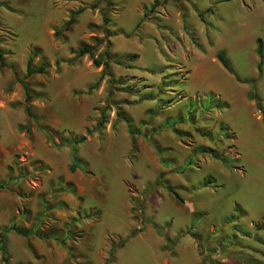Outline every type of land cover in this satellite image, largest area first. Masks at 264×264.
Listing matches in <instances>:
<instances>
[{
	"label": "rangeland",
	"instance_id": "rangeland-1",
	"mask_svg": "<svg viewBox=\"0 0 264 264\" xmlns=\"http://www.w3.org/2000/svg\"><path fill=\"white\" fill-rule=\"evenodd\" d=\"M110 2L107 39L105 0H0V50L7 64L0 71V184L7 182L0 190V233L8 263L263 264L264 165L254 163L256 153L246 147L238 160L224 149L226 164L204 152V146L229 144V127L235 134L250 130L244 109L223 110L202 80L206 70H223L214 57L223 51L234 75L256 82V112L257 105L264 110V59L258 74L256 55L257 39L264 55V2ZM81 7L66 40L54 38L68 13ZM94 39L100 41L95 58L105 51L113 56L107 71L93 67L87 55L76 58ZM35 49L33 67L45 63L48 70L25 81L33 96L28 114L18 80ZM132 55L138 59L131 61ZM118 79L136 93L116 91L109 82ZM118 107L141 133L134 153ZM102 115L107 123L99 129ZM89 130L72 161L64 143ZM161 170L171 174L158 180ZM166 185L186 205L169 196ZM139 208L142 215L132 212ZM12 225L23 234L9 230ZM138 227L142 232L130 237ZM53 232L58 241L49 237Z\"/></svg>",
	"mask_w": 264,
	"mask_h": 264
},
{
	"label": "trees",
	"instance_id": "trees-1",
	"mask_svg": "<svg viewBox=\"0 0 264 264\" xmlns=\"http://www.w3.org/2000/svg\"><path fill=\"white\" fill-rule=\"evenodd\" d=\"M264 2V0H262ZM105 7L108 8V10H105L102 12V21H103V25L106 26L104 29V35L107 37V39H110L112 35H110L109 33V28L111 26V21L109 20V11L110 8L112 6V3L110 2V0H105ZM98 6V4L94 5L93 8H96ZM158 2L155 1L153 3V8L158 7ZM151 7L150 11H153L154 9ZM85 11L84 7H81L80 9H77L75 11H70L68 13V17L67 20L65 21V23L63 24L62 28L60 30H54L53 32V37L54 38H58L59 36H61V38L63 40H66V35H68V33H70L74 27V25L77 22V17L82 14ZM145 16V15H144ZM199 17H201V15H199ZM100 46V41L94 39V44L92 46H88V45H82L77 53H76V58H81L83 56H89L92 58V65L95 68H100L103 67V71H107L109 69V62L112 60L113 56L108 52L105 51L103 54V57L105 58V60L103 59V57L99 56L97 58H95V53L97 52L98 47ZM110 43L108 45V47H110ZM40 53V50L35 49L31 56L28 58L27 60V64H26V71H25V75H24V80H18L23 91H24V103L27 105L26 107V112L29 114L30 113V107H29V103L31 102L33 96H32V92L31 89L29 88L28 84L25 82L27 79H29L31 76L34 75H46L47 74V70H48V66L45 63H40L39 66L37 67H33V60L34 58H37L38 55ZM256 55L258 56L259 62L257 64V70H258V74L261 73L262 71V66H263V59H264V55H263V43L261 39H257L256 40ZM131 61L138 59V55H132L129 58ZM216 59L218 60V62L222 65V67L230 74H233V70L231 69L230 63L228 61V59L226 58L225 54L223 52H220L216 55ZM57 65H59L58 63H56ZM117 65H120L119 61H116ZM7 67L6 64V60H5V54L3 51L0 50V71L5 69ZM128 68V67H127ZM109 76V75H108ZM111 77V76H109ZM239 81V79H238ZM244 84H249L251 86V91L249 93V99L252 101H255L257 104L259 103V99L256 93V82L255 81H246V82H242ZM110 85H117L118 87L116 88V91L118 92H122L128 95H133L135 94V87H128L125 83V81L123 79H118L116 81V83H114L112 80L109 82ZM94 88V87H92ZM260 115H261V120L262 123L264 125V111L261 109L260 110ZM116 117L117 120L119 122H122L125 124L127 132L131 138V144H132V152L134 153L136 151V138L138 136H140V131L137 128V126L135 125L134 121L130 118V116L124 111L122 110L121 107H118V111L116 112ZM107 122L105 121V118L102 115V121L100 123H98L96 125V127L98 126L99 129L102 128ZM42 130L44 132H47L46 128H42ZM198 132H200V134L202 135V137L212 140V135L210 132L206 131L205 129H198ZM228 132V130H227ZM93 133L92 130L86 131V135L85 136H81L79 138H74L71 143L65 142L64 145L65 146H69L70 147V151H71V160L74 161L75 160V151H76V147L80 144H83L86 141V136H89ZM176 133H178L179 135H184L189 137V139H192V136L188 133H182L180 131H176ZM231 138L233 139L232 135ZM151 143H153V145H155L157 147L158 152L163 151L160 146H158V144L156 143V141H153V138H150ZM221 143V142H220ZM204 152L209 154V156L216 160V161H221L224 164L228 163V158H226L223 153L218 152L216 150L213 149H209V148H204ZM165 177V174L162 173L159 175L158 180H163ZM9 181L12 180L10 177L8 179ZM159 182V181H158ZM209 185H211V181L208 180L206 181L202 187L203 188H207ZM7 186V182L5 184H0V190L5 189ZM69 189H72L71 185H69L68 187ZM165 189L167 190L169 196H171L177 203L179 204H183V199L177 194V192L173 189V187L166 185ZM138 204V201H135ZM236 210H238V207L236 208ZM132 212L135 214H141L142 215V211H140V208L138 210L133 209ZM137 224H141V220H137L136 221ZM142 225V224H141ZM143 226V225H142ZM9 230H12L14 232H16L17 234L21 235L23 233H21L20 230H18L16 228L15 225H12L10 227ZM143 228L142 227H138V229L134 230L131 233L130 237H134L136 234L142 232ZM5 232L0 233V252H1V260L3 264H9L8 263V257H7V253H6V249H5V237H4ZM49 237H51V239L53 240H57V238H55V232H53L52 235H50ZM49 237H47V239H49ZM61 244H64V242H62ZM124 246V243H121L118 248H122ZM113 250H115V248H112L110 250V255H113ZM109 262H111V259H108L107 264H109Z\"/></svg>",
	"mask_w": 264,
	"mask_h": 264
},
{
	"label": "crops",
	"instance_id": "crops-1",
	"mask_svg": "<svg viewBox=\"0 0 264 264\" xmlns=\"http://www.w3.org/2000/svg\"><path fill=\"white\" fill-rule=\"evenodd\" d=\"M199 48L203 49V46L200 45ZM220 52H223V51H219L215 53V56H214L215 59H216V55ZM258 62H259V59H258ZM178 68H180L181 71H184V66L179 65ZM202 81L206 85V88H207L205 90L206 93H208L209 96L215 99L218 103L223 104L225 107L223 110L236 109V111L239 112L241 108L244 109L245 113L243 115L246 117V120L248 121L244 125V127L250 130L249 134L247 133L246 134H241V133L235 134V132L233 130H230L229 129L230 127L224 123V122L229 123L227 120L224 119L223 120L224 122L220 121L222 124H225L227 127H229L227 128V130L229 134L228 136L230 137V142L229 144H226L223 141H221L220 146H219L220 148H215L213 150H216L218 152H223L224 149L229 148V151L234 152V156H230V157H233L234 160L236 159L238 160V159H241L240 158L241 156L239 153L241 147H246L252 153L255 152L257 154V156L256 154L252 155L253 162L261 166L264 165V162H263V159H264V125L262 123L260 113L256 112L255 101L250 100L248 97L251 91V86L249 84L242 83L248 80L239 78L238 76L234 75V73L230 74L223 68V70L221 69L219 70L218 74L216 73L213 74L206 70ZM252 81L254 80L252 79ZM254 121L257 124H254L253 123ZM260 123H262L263 127L262 125H260ZM253 124L255 125L256 128H259L258 129L259 133H257V136H255L254 131L252 132ZM231 135L233 139L231 138ZM187 147L190 148L191 146H187ZM203 148H208V147L204 146ZM209 149H212V148H209ZM183 150H184V147H183ZM226 158H229V157H226ZM234 170H237V172H242L243 167H236L234 168ZM162 173L166 174L164 177V180L169 174H171V172H168V171L165 172L161 170V174ZM184 205H186V199H184Z\"/></svg>",
	"mask_w": 264,
	"mask_h": 264
},
{
	"label": "water",
	"instance_id": "water-1",
	"mask_svg": "<svg viewBox=\"0 0 264 264\" xmlns=\"http://www.w3.org/2000/svg\"><path fill=\"white\" fill-rule=\"evenodd\" d=\"M257 109H258V111H260V106L259 105H257Z\"/></svg>",
	"mask_w": 264,
	"mask_h": 264
}]
</instances>
